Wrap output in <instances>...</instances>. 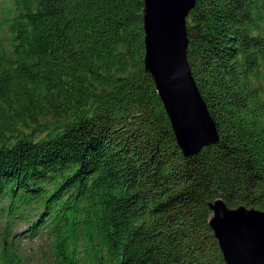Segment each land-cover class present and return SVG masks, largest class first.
Listing matches in <instances>:
<instances>
[{
	"label": "trees",
	"instance_id": "1",
	"mask_svg": "<svg viewBox=\"0 0 264 264\" xmlns=\"http://www.w3.org/2000/svg\"><path fill=\"white\" fill-rule=\"evenodd\" d=\"M10 1L0 264H33L36 241L58 264H228L211 202L264 209V0H197L188 17L219 133L192 156L144 65V0Z\"/></svg>",
	"mask_w": 264,
	"mask_h": 264
},
{
	"label": "water",
	"instance_id": "2",
	"mask_svg": "<svg viewBox=\"0 0 264 264\" xmlns=\"http://www.w3.org/2000/svg\"><path fill=\"white\" fill-rule=\"evenodd\" d=\"M197 0H144L146 70L187 156L219 140L216 122L189 64V19ZM209 224L228 264H264V209L223 198L210 204Z\"/></svg>",
	"mask_w": 264,
	"mask_h": 264
},
{
	"label": "rangeland",
	"instance_id": "3",
	"mask_svg": "<svg viewBox=\"0 0 264 264\" xmlns=\"http://www.w3.org/2000/svg\"><path fill=\"white\" fill-rule=\"evenodd\" d=\"M13 8L12 1L10 0H0V41L1 45L7 44V37L9 35V27H7V12L9 8ZM165 106V104H164ZM166 109V108H165ZM171 123V121H170ZM173 127V126H172ZM179 145V143H178ZM181 147V146H180ZM182 149V148H181ZM183 151V150H182ZM34 251L32 254V263L33 264H58L55 260V256L51 253L50 246L42 243V241H36L34 243ZM86 264H89L87 259Z\"/></svg>",
	"mask_w": 264,
	"mask_h": 264
}]
</instances>
